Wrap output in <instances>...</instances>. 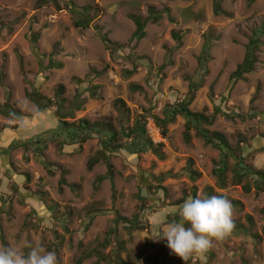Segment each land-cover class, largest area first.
Instances as JSON below:
<instances>
[{
	"label": "rangeland",
	"instance_id": "rangeland-1",
	"mask_svg": "<svg viewBox=\"0 0 264 264\" xmlns=\"http://www.w3.org/2000/svg\"><path fill=\"white\" fill-rule=\"evenodd\" d=\"M86 5L92 7V21L78 29L70 10ZM150 6L162 18L147 24L141 41L132 40L136 25L130 15L147 18ZM223 8L229 16H215L213 0H0V103H9L0 112V147L58 126L57 106L38 112L28 95L33 90L55 99L63 84V113L112 120L118 130L117 99L130 108V120L123 125L127 130L140 115L163 118L168 103L193 94L190 107L195 112L213 114L220 107L246 117L230 120L217 114L209 129L241 147L246 163L264 173V34L255 71L240 80L232 77L254 31L264 33V0H223ZM96 27L118 45L107 47ZM174 31L182 37L180 47ZM208 39L211 59L204 72L198 57ZM51 60L64 66L50 68ZM97 86L94 98L91 89ZM79 101L83 107L77 110ZM184 128V117L177 116L166 135L160 131L156 145L161 143L164 159L154 151L111 153L114 188L110 179L95 188L96 178L107 172L102 160L87 168L102 148L96 135L82 146H65L63 152L56 140H49L42 154L24 146L0 154V224L7 245L25 252L41 245L56 253L58 264H76L79 258L81 264H115L116 254L125 263L184 264L166 241L153 238L164 224L179 219L187 198L222 195L233 202L235 228L187 264H264V192L255 185L259 178L233 184L236 162L230 158L222 185L213 173L221 166V153L195 131L186 143ZM61 169L67 170L66 185L59 182ZM192 171L200 173L198 179H192ZM118 216L138 218L148 229L130 230Z\"/></svg>",
	"mask_w": 264,
	"mask_h": 264
},
{
	"label": "trees",
	"instance_id": "trees-1",
	"mask_svg": "<svg viewBox=\"0 0 264 264\" xmlns=\"http://www.w3.org/2000/svg\"><path fill=\"white\" fill-rule=\"evenodd\" d=\"M254 2L255 0H250ZM44 0H40V3ZM58 8H61L58 6ZM92 9L91 6L86 5L82 8L74 7L70 11L73 15V24L78 29H86L91 24V18L88 16V12ZM149 16L144 18L140 15L132 14L130 15L131 19L136 25V30L132 36V40L137 42L141 41L146 37V26L150 21L157 23L162 18V13L157 11L155 7L150 6L148 8ZM169 12V9L166 10ZM213 13L215 16H229L230 14L223 8V0H213ZM98 30V35L101 40L106 44L107 47L111 45L117 46V43H114L108 36V34L101 33V28L96 27ZM262 34L260 30H255L253 36L250 38L247 45V52L245 54L244 60L237 66V69L232 73V77L240 80L243 79L245 74H250L255 71L256 64L258 63V55L260 47L262 46ZM173 37L178 43V47L182 46V37L178 32H173ZM212 49L211 39L205 43L201 55L198 57L199 68L203 69L204 72H207L206 65L211 59L210 52ZM56 50V49H55ZM53 51V53L55 52ZM169 61V60H168ZM171 62V61H169ZM168 63L163 64L162 68H165ZM50 68H62L64 66L63 62L60 61H50L48 65ZM101 74V73H98ZM5 79V75L2 73V80ZM187 80H190V83L194 85L195 83L186 76ZM97 87L91 89V95L96 98L98 97ZM198 85L193 87L192 92L196 91ZM65 93V86L61 84L57 91V98H48L43 96L40 92L33 90L31 93H28L30 99L37 105L38 112H42L47 108L52 106H57V114L59 124L55 128L48 129L45 133L36 135L34 138L26 141H15L11 143L8 147H0V154L10 155L15 149L24 146L26 148L34 147V149L42 154L44 149L47 146V141L56 140L57 147L59 152H63L65 146L69 145H80L82 146L88 140L92 139L95 135L99 137V143L101 149L97 154L92 156L87 162V168L92 170L96 164L101 160L105 163L107 167V172L103 176H98L95 180V188L98 189L100 184L105 179H110L112 181V187L114 188V166L110 160V154L113 152H118L120 150H126L131 154L145 153L148 151H154L161 159H164V155L159 153V146L161 143L156 145L154 141L147 135V124L148 116L147 114H142L136 119L134 125L129 127L127 130L124 129L123 125L130 120V108L127 106L126 102L123 99H117L115 101V106L121 113L119 121L121 124V129L118 130L112 120L108 121H91L87 118L75 119V114H65L64 110V98L62 97ZM78 96L77 98H79ZM82 100V99H81ZM194 100V95L192 94L189 97V100L183 99L177 101L176 103H168L163 109V118L156 117V124L161 129L163 135L167 133V126L170 123H173L177 116H182L185 119V128H184V140L186 143H190L192 140V131H195V135L201 138L205 144L211 145L213 148L219 150L221 153V166L216 165L213 169V173L217 176L219 182L222 185H225L226 179L224 178L227 171L228 165L227 161L230 158H233L236 162L234 168V181L233 184L240 185L242 184L245 178H259L261 182L264 183V173L260 170L253 168L252 166L246 163V159L241 153V147L234 148L227 137L220 131H214L209 129V126H212L215 122L217 114H222L230 120H234L236 117L245 119L246 117L241 114L228 113L223 111L220 107L215 109L213 114H207L204 112H195L191 109L190 105ZM84 101H79L76 105L77 110H80L83 107ZM254 99L251 100L253 104ZM3 107H9V103L2 105L0 103V112H5ZM254 112V109H252ZM256 114L252 113L251 118L255 117ZM71 118V120H68ZM163 146V145H162ZM240 148V149H239ZM240 151V153L238 152ZM192 179L196 180L199 178L200 173L192 171ZM67 174L66 169H61L60 184L66 185L67 180L65 178ZM255 180V185L257 186L258 192H264V184H259V181ZM247 193L251 191V188L245 186ZM113 191V196L115 195ZM1 200V199H0ZM5 202V201H4ZM236 202V201H234ZM233 204V202H232ZM117 220H121L128 225L130 230H147L148 227L142 225L138 218L128 219L126 217L118 216ZM235 228V227H234ZM0 238L2 239L4 247L7 246L5 236L3 233L2 226L0 224ZM121 246H118V251H120ZM115 264H133L125 263L121 258L120 254H116L113 258ZM82 258L77 260L76 264H81ZM98 264V263H97Z\"/></svg>",
	"mask_w": 264,
	"mask_h": 264
},
{
	"label": "clouds",
	"instance_id": "clouds-1",
	"mask_svg": "<svg viewBox=\"0 0 264 264\" xmlns=\"http://www.w3.org/2000/svg\"><path fill=\"white\" fill-rule=\"evenodd\" d=\"M178 217L164 224L153 240L166 241L184 264L194 254L205 253L214 241L226 238L235 227L232 203L222 195L189 197L181 204ZM0 264H58V258L41 245L25 252L9 244L0 247Z\"/></svg>",
	"mask_w": 264,
	"mask_h": 264
},
{
	"label": "built area",
	"instance_id": "built-area-1",
	"mask_svg": "<svg viewBox=\"0 0 264 264\" xmlns=\"http://www.w3.org/2000/svg\"><path fill=\"white\" fill-rule=\"evenodd\" d=\"M149 120H151V121H149ZM154 130H156L158 132V137H156L154 135ZM147 131L150 134L149 137L154 141V143L157 144V142H159V140H160L158 138H159L161 130H160L159 126L156 124L155 119H153V118H151V119L149 118L148 119Z\"/></svg>",
	"mask_w": 264,
	"mask_h": 264
},
{
	"label": "bare ground",
	"instance_id": "bare-ground-1",
	"mask_svg": "<svg viewBox=\"0 0 264 264\" xmlns=\"http://www.w3.org/2000/svg\"><path fill=\"white\" fill-rule=\"evenodd\" d=\"M154 134L155 136H158V132L156 130H154Z\"/></svg>",
	"mask_w": 264,
	"mask_h": 264
},
{
	"label": "crops",
	"instance_id": "crops-1",
	"mask_svg": "<svg viewBox=\"0 0 264 264\" xmlns=\"http://www.w3.org/2000/svg\"><path fill=\"white\" fill-rule=\"evenodd\" d=\"M69 146H71V145H69Z\"/></svg>",
	"mask_w": 264,
	"mask_h": 264
}]
</instances>
